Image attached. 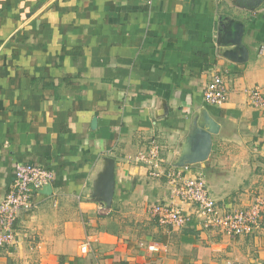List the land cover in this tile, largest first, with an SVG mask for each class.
Masks as SVG:
<instances>
[{
    "label": "crops",
    "instance_id": "obj_1",
    "mask_svg": "<svg viewBox=\"0 0 264 264\" xmlns=\"http://www.w3.org/2000/svg\"><path fill=\"white\" fill-rule=\"evenodd\" d=\"M231 20L244 25L232 56L222 41ZM261 45L264 0H0V201L16 163L55 173L0 264H264V215L236 237L196 220L161 225L150 209L169 200L168 185L128 160L155 139L175 164L209 114L219 131L193 169L223 210L264 196V107L244 92L264 93ZM216 73L228 88L222 106L203 97ZM111 165L108 207L95 193Z\"/></svg>",
    "mask_w": 264,
    "mask_h": 264
},
{
    "label": "built area",
    "instance_id": "obj_2",
    "mask_svg": "<svg viewBox=\"0 0 264 264\" xmlns=\"http://www.w3.org/2000/svg\"><path fill=\"white\" fill-rule=\"evenodd\" d=\"M144 1L153 3V0ZM259 53L264 54V45L260 46ZM244 92L252 104L264 107V93L259 86L247 87ZM203 97L205 102L215 106H222L228 100V88L222 75L212 76ZM128 160L146 167L151 177L164 179L170 189L169 200L150 209L159 224L179 228L196 220L202 229H215L230 237L250 234L260 226L264 215L263 195H257L247 207L223 210L210 194L204 173L194 170L192 165L169 164L157 140L150 139L145 150L129 156ZM54 179L52 169L28 162L15 164L10 189L0 201V248L16 242L19 215L33 208V196ZM92 242V235H86L79 242L80 254L89 253ZM152 248L157 250L156 246Z\"/></svg>",
    "mask_w": 264,
    "mask_h": 264
},
{
    "label": "water",
    "instance_id": "obj_3",
    "mask_svg": "<svg viewBox=\"0 0 264 264\" xmlns=\"http://www.w3.org/2000/svg\"><path fill=\"white\" fill-rule=\"evenodd\" d=\"M261 2L262 0H258ZM222 41L231 42L236 49H229L227 55H236V52L243 51L242 37L244 34V25L238 20H231L229 25L223 24ZM219 131V124L209 114H205L203 120L194 121V128L187 138L181 156L175 163L176 166L192 165L207 160L210 156L213 146V134ZM95 195L102 201L101 204L111 206L114 190L115 177L114 165L109 166L102 183L97 187ZM43 193L52 192V184H46L40 190Z\"/></svg>",
    "mask_w": 264,
    "mask_h": 264
}]
</instances>
